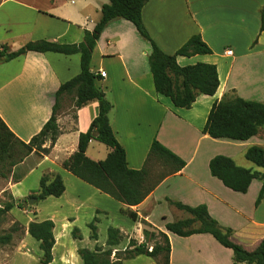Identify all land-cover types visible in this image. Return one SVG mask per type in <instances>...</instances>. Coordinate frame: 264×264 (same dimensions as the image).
<instances>
[{
    "label": "crops",
    "instance_id": "crops-1",
    "mask_svg": "<svg viewBox=\"0 0 264 264\" xmlns=\"http://www.w3.org/2000/svg\"><path fill=\"white\" fill-rule=\"evenodd\" d=\"M106 2L0 0V52L4 46L7 52H13L38 40L80 43L86 30L92 31L99 22ZM263 6L264 0H148L145 4L143 23L166 54H174L195 34H200L212 50L209 54L177 58L181 66H217L220 84L216 93L200 94L190 108L177 107L169 97L157 93L148 60L151 45L136 26L126 19H115L107 25L93 51L91 70L100 77L96 85L113 104L110 121L126 150L128 166L146 168L156 184L141 203L129 206L65 169L63 162L77 150L80 133L86 132L99 114V103L91 101L75 107L70 115L60 101V135L55 144L49 153L33 152L27 156L14 170L18 178L11 176L8 186L16 200L27 199L39 189L43 174L62 176L66 189L61 196L38 201L32 214L23 207L11 209L26 225L29 236L30 222L51 219L55 223L56 242L50 264H82L78 253L81 248L94 249L99 245L112 248L115 253L124 250L131 238L141 243L145 240L143 221L169 236L170 264H235L233 250L210 233L179 236L169 232L166 223L190 215L168 199L191 206L207 205L210 215L231 228L234 241L248 250L255 249L264 239V199L258 206L255 204L262 181L253 180L246 193L236 192L214 177L209 167L214 156L223 154L239 166L262 172L245 153L253 145L264 148V126L244 141L213 138L203 131L213 104L231 90L244 99L264 103ZM227 49L232 54H227ZM101 71L106 72L105 77L100 76ZM80 72V53L29 51L8 61L0 55V116L20 140L29 142L52 116L57 90ZM155 139L186 165L172 172L166 161L150 157ZM44 146L49 147L50 141ZM110 151L106 144L93 139L86 154L99 161ZM29 162L33 163L29 169L19 172ZM122 210L134 211L137 220ZM96 216L98 239H92L88 224ZM110 226L123 233L118 245H107ZM74 228L80 230L81 238L73 237ZM40 251L38 257L42 256ZM125 264L157 263L140 255L125 260Z\"/></svg>",
    "mask_w": 264,
    "mask_h": 264
},
{
    "label": "trees",
    "instance_id": "trees-1",
    "mask_svg": "<svg viewBox=\"0 0 264 264\" xmlns=\"http://www.w3.org/2000/svg\"><path fill=\"white\" fill-rule=\"evenodd\" d=\"M148 0H107L101 8V18L92 31L86 30L83 41L75 44L59 43L48 40L30 41L13 52H7L4 46L0 55L8 61L29 51L59 52L64 54L80 53L81 72L63 83L56 92V103L50 119L42 130L29 142L20 140L8 127L0 116V176H13L17 179L15 168L33 152L49 153L55 144L60 129L57 122V112L60 101L65 94L74 93L75 107L80 108L91 101L99 103V114L93 119L89 129L81 132L77 150L63 162V167L111 195L115 199L129 206L141 203L154 189L146 168L132 169L128 166L126 150L118 141L110 121L113 108L105 91L96 85L100 77L91 70L92 54L97 41L107 25L115 19L131 21L139 34L151 45L148 57L150 70L154 77L157 93L169 97L175 106L190 108L200 94L214 95L220 81L217 66L210 63H196L181 66L177 62L178 56H193L196 54L212 53L211 48L204 42L200 34L192 35L174 54H166L150 36L142 20V10ZM261 31H264V6L261 9ZM264 126V103L247 100L238 96L235 90L226 93L221 100L216 101L209 113L203 129L204 133L213 138H226L237 141L248 140L258 134ZM98 140L111 148L104 160L95 161L89 158L86 150L91 140ZM50 141V146H44ZM157 156L171 166L172 172L181 170L186 162L178 155L163 146L157 139L152 143L150 157ZM245 157L263 171L239 166L232 157L219 154L209 163L211 174L223 182L230 189L246 193L253 180L262 181V186L256 199V206L264 199V148L253 145L246 150ZM65 183L59 173H45L41 177L40 186L31 196L37 201L49 196L59 197L65 192ZM8 201L2 214L10 211L14 206L24 207L25 203H16V199ZM171 205L183 210L190 216L184 219L166 223L169 232L179 236H190L195 233H210L225 247L233 250L235 264H264V239L259 245L248 250L242 244L234 241L231 228L222 226L213 218L205 204L191 206L180 201L168 199ZM132 219L138 215L131 210H122ZM98 222L96 216L88 224L90 237L98 239ZM145 240L139 243L131 238L124 250L114 253L112 248L96 245L94 249L81 248L78 250L82 264H125V260L140 255L151 257L157 264H170L171 243L166 232L154 228L147 221H143ZM55 223L51 219L32 221L28 225V232L42 250L38 264H50L53 261V247ZM74 238H81L80 230L74 228ZM123 233L115 226L108 228L107 245L115 246L123 240ZM11 234H0V244L11 242Z\"/></svg>",
    "mask_w": 264,
    "mask_h": 264
},
{
    "label": "rangeland",
    "instance_id": "rangeland-1",
    "mask_svg": "<svg viewBox=\"0 0 264 264\" xmlns=\"http://www.w3.org/2000/svg\"><path fill=\"white\" fill-rule=\"evenodd\" d=\"M75 98V94L70 93L65 94L61 99L65 110L70 115H73L75 111ZM32 164V162L27 163L19 172L27 171ZM10 177L11 175L8 177L0 176V208H3L12 199L11 197H14L8 188ZM29 198H32L31 194ZM14 199L16 198L14 197ZM37 202L27 203L23 207L26 213L32 214L31 211ZM21 221V218L19 220L11 210L4 214L0 212V234H11L12 236L10 243L0 244V264H38L40 248L37 241L27 234V227Z\"/></svg>",
    "mask_w": 264,
    "mask_h": 264
},
{
    "label": "water",
    "instance_id": "water-1",
    "mask_svg": "<svg viewBox=\"0 0 264 264\" xmlns=\"http://www.w3.org/2000/svg\"><path fill=\"white\" fill-rule=\"evenodd\" d=\"M36 201H37V198L32 197V198H27V199H19V200H16V203L18 204V203H20V202H22V203L27 202V203H29V204H32V203H34V202H36Z\"/></svg>",
    "mask_w": 264,
    "mask_h": 264
},
{
    "label": "built area",
    "instance_id": "built-area-1",
    "mask_svg": "<svg viewBox=\"0 0 264 264\" xmlns=\"http://www.w3.org/2000/svg\"><path fill=\"white\" fill-rule=\"evenodd\" d=\"M226 52L229 55L232 54V50L231 49H227ZM99 74H100L101 77H105L106 76V72L105 71H101Z\"/></svg>",
    "mask_w": 264,
    "mask_h": 264
}]
</instances>
